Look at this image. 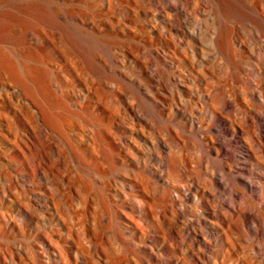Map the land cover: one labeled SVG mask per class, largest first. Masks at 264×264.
Masks as SVG:
<instances>
[{"label":"rangeland","instance_id":"rangeland-1","mask_svg":"<svg viewBox=\"0 0 264 264\" xmlns=\"http://www.w3.org/2000/svg\"><path fill=\"white\" fill-rule=\"evenodd\" d=\"M0 264H264V0H0Z\"/></svg>","mask_w":264,"mask_h":264},{"label":"bare ground","instance_id":"bare-ground-1","mask_svg":"<svg viewBox=\"0 0 264 264\" xmlns=\"http://www.w3.org/2000/svg\"><path fill=\"white\" fill-rule=\"evenodd\" d=\"M226 42H227V44H229L230 45V43H229V41H228V38L226 39ZM232 44V43H231ZM28 71V70H27ZM28 72H30V71H28ZM28 72H26V73H28ZM13 73V72H12ZM25 73V72H24ZM19 75V74H18ZM26 76H27V74H26ZM29 76H31L32 77V75H28V77ZM28 79V78H27ZM28 81H30V79L28 80ZM32 81H34L33 79H32ZM32 81H30V82H32ZM218 96H219V99L222 101V106L223 107H229V106H231V100H230V98L228 97V96H226L225 95V93L222 91V89H221V87H218ZM258 119H260L261 120V118L260 117H258ZM219 150H220V152H221V154H227L228 155V158L225 160V161H223L224 163H222V165L221 166H223L224 168H226L227 166L228 167H230V163H229V161L231 160V158L233 157H235L234 156V152L232 151V149H231V147L229 146V145H227V144H225V143H223V144H220L219 145ZM209 151V153H212V150L210 151V150H208ZM219 152V153H220ZM220 156V154H218V152L216 153V157L217 156ZM165 196H168V191L167 192H165Z\"/></svg>","mask_w":264,"mask_h":264}]
</instances>
